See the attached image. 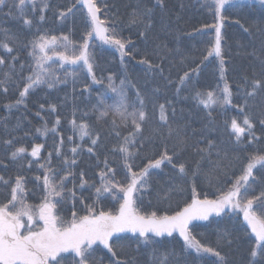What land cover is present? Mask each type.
<instances>
[{
    "label": "trees",
    "instance_id": "16d2710c",
    "mask_svg": "<svg viewBox=\"0 0 264 264\" xmlns=\"http://www.w3.org/2000/svg\"><path fill=\"white\" fill-rule=\"evenodd\" d=\"M229 3L0 0V210L18 184L28 204L54 203L58 221L96 215L91 222L102 227L121 213L122 192L143 180L135 206L148 217L226 196L264 156V0ZM89 15L114 45H98ZM40 38H89L92 75L80 86L27 92ZM244 120L237 135L231 126ZM252 179L245 216L227 211L194 223L188 240L97 237L85 261L264 264V235L248 223L258 216L264 233V169ZM61 258L78 261L72 252Z\"/></svg>",
    "mask_w": 264,
    "mask_h": 264
},
{
    "label": "rangeland",
    "instance_id": "374dc122",
    "mask_svg": "<svg viewBox=\"0 0 264 264\" xmlns=\"http://www.w3.org/2000/svg\"><path fill=\"white\" fill-rule=\"evenodd\" d=\"M226 1L230 2L229 4H239L251 0ZM88 22L92 37L97 40L98 45L102 47L114 45L115 39L109 35L95 15L92 17L89 15ZM92 43L89 38L81 45L69 38H40L33 41L34 69L27 92L41 85L58 87L61 84L76 86L84 84L87 76H91L95 68L93 57L95 45ZM215 44L217 46L214 45V50L218 51L220 40H216ZM231 129L237 135H243L245 120L240 124L234 122ZM79 130L84 132L86 129ZM252 162L240 182L236 183L226 196L216 200L196 199L173 216L148 217L138 213L135 194L146 187L143 180L136 188L122 192V197L126 200L122 204L121 213L114 217V223L108 222L104 227L91 222L96 220V215L88 218L91 221L73 218L66 223L60 222L55 214L54 203H44L40 206L28 204L23 189L18 184L11 203L5 206L8 211L0 210V264H62L60 261L62 255L69 252L77 256V264H87L85 260L93 251L94 243L113 234H130L142 242L157 235L174 234L188 240V230L192 224L204 222L227 211L240 212L245 216L246 211L253 207L251 201H241L242 194L246 187H251L255 171L259 168L264 169V156ZM167 163L165 162L163 166ZM253 212L257 213L255 208ZM248 223L255 233L259 236L264 235L262 221L258 216L255 215ZM99 244H102V241Z\"/></svg>",
    "mask_w": 264,
    "mask_h": 264
}]
</instances>
